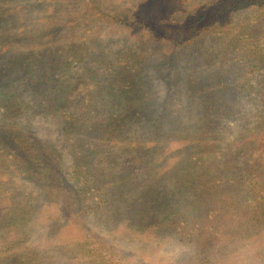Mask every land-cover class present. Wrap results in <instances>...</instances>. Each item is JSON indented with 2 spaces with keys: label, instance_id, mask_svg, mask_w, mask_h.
Returning <instances> with one entry per match:
<instances>
[{
  "label": "trees",
  "instance_id": "16d2710c",
  "mask_svg": "<svg viewBox=\"0 0 264 264\" xmlns=\"http://www.w3.org/2000/svg\"><path fill=\"white\" fill-rule=\"evenodd\" d=\"M4 13L0 12V18ZM78 18L86 25L101 21L126 27L141 40L161 42L164 59L155 69L163 78L171 69V46H182L204 33H234L232 49L241 41L252 45L255 53L262 51L252 60L247 58V66L264 65V0H204L172 29L168 24V32L160 30L157 21L140 8L96 11L75 19L68 15L59 20L61 24L69 21L72 32ZM24 31L22 26L19 35H26ZM29 31L38 38L44 34L46 41L24 47L15 65L35 98L15 101L16 88L0 91V264H59L61 260L110 264L111 257L102 256L104 242L94 234L80 230L77 238L59 236L72 217L79 222L77 216L85 217L86 208H94L97 226L102 221L112 223L114 229L129 235L134 232L147 241L167 232L178 241L189 242L194 252L179 264H264L262 121L257 125L262 127L259 132L254 129L252 133L245 125L221 148L219 122L231 110L223 108L216 94L203 96L202 82H194L184 97L175 93L176 106L171 109L168 105L154 107L146 93L138 95L133 89L136 83L125 71L103 76L89 67L86 76L70 83L67 76L58 79L59 62L53 59L47 62L51 75L43 70L35 74L34 70L46 66L52 48L63 47L52 40L48 30L40 29L42 34ZM12 47L13 43L7 44L2 52L14 53ZM95 55L86 43L60 61L91 60ZM95 60L105 65L104 58ZM250 75L239 72L230 80L236 93L254 88ZM11 82H5L0 73V85L12 86ZM120 95L139 104L126 108L116 98ZM23 108L61 119L71 155L69 173L63 170L54 145L14 119ZM21 177L35 187L25 190ZM160 186L168 189L161 192ZM46 203L52 205L47 211ZM38 222L47 227L43 241L32 239ZM91 240L92 245L86 247Z\"/></svg>",
  "mask_w": 264,
  "mask_h": 264
},
{
  "label": "rangeland",
  "instance_id": "374dc122",
  "mask_svg": "<svg viewBox=\"0 0 264 264\" xmlns=\"http://www.w3.org/2000/svg\"><path fill=\"white\" fill-rule=\"evenodd\" d=\"M202 1L204 0H0V12H5L0 18V73L5 77V82H11L13 79L10 84L12 86L0 85V91L6 87L11 91L16 88L15 101L16 99H24L28 102L34 100V93L26 88L25 76L20 75L22 70L15 65V59L24 54L21 51L24 47L34 42L46 41L44 34L39 31L42 29L48 30L52 40L59 42L60 48L61 46L63 48L61 50L52 48V53L46 60V66L34 70L35 74L43 70L47 75H51L52 67L47 65V62L53 59L59 62L58 79L62 80L67 76L71 79L70 83L86 76L89 67L92 70L95 68L96 72L102 73L103 76H114L118 70L125 71L131 75L133 83H136L133 89L138 95L141 94L140 92L146 93L154 107L168 105L171 109L176 106L175 93H183L180 97H184V93L190 91V86L194 82H202L203 96L216 94L215 99L224 104L223 108L231 110L219 122L221 148L229 141H233L245 125L252 133L254 129L259 132L262 127L259 128L257 125L262 121L261 125L264 126V65L251 69L247 66L246 60L254 59L255 55L258 56L262 51L255 53L252 45L247 46L241 41L237 42L236 47L232 49L234 33H204L198 39L182 46L172 45L171 69L168 76L163 78L155 69V65L164 59L165 48L161 42L141 40L129 28L101 21L89 22L86 25L80 18H78L77 26L70 32L69 26L71 27L72 24L69 21L61 24L59 20L60 17L68 15L75 19L96 11L118 13L121 8L132 11L140 8V12L148 14L157 21L160 30L168 32V24L171 23L172 29L175 22L182 20L194 5ZM241 12L243 14L245 10ZM236 19H233L232 24L235 27ZM22 26L26 30L24 36L19 35ZM31 29H35L37 34L41 33L42 37H34L35 33L29 31ZM10 43H13L11 49L14 48V53L2 52L3 48H7V44ZM86 43L91 44L95 50V59L102 61L104 58L105 65L102 66L95 59L78 61L74 58L69 63L60 61L64 54L71 55L76 48ZM37 64L42 67L41 60H38ZM251 71L254 73L252 74ZM239 72L251 74L250 82L254 84L252 90L244 93H236L233 90L230 80L236 78ZM126 97L120 95L116 98L124 101L126 108L136 107L139 104L136 99L127 102ZM134 97L135 94L131 95L129 100ZM13 117L20 122L23 129L31 131L40 140L54 145L61 154L63 170L66 173L70 172L71 155L68 144L62 136L59 117L37 114L30 108L27 110L23 108L17 116ZM261 154L264 166V152ZM123 159L127 161L129 157L124 155ZM179 172L181 171L177 170V173ZM21 179L24 181L25 190L35 187L34 182L25 181L24 177ZM167 182L170 183V180H166L165 183ZM166 189L168 188L159 187L161 192H165ZM49 206L52 205L46 203L44 209L47 211ZM86 209L85 217L77 216L80 222L72 217L73 219L67 221L59 236L67 239L77 238L80 230L94 234L98 240L104 242L102 256L106 259L109 255L110 264H179L194 252L189 242L178 241L167 232L161 238H152L147 241L139 238L134 232L129 235L127 231L114 229L112 223L102 221L100 226H97L94 208ZM164 214L169 216L168 213ZM100 219L101 217L98 222ZM34 228L37 233L33 234L32 239L43 241V232L46 234L47 227L38 222V228L35 226ZM92 243V240L88 241L86 247H90ZM65 262L61 260L59 264H65Z\"/></svg>",
  "mask_w": 264,
  "mask_h": 264
}]
</instances>
